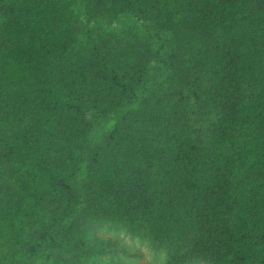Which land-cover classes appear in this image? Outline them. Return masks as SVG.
<instances>
[{"label": "trees", "instance_id": "16d2710c", "mask_svg": "<svg viewBox=\"0 0 264 264\" xmlns=\"http://www.w3.org/2000/svg\"><path fill=\"white\" fill-rule=\"evenodd\" d=\"M0 264H264V0H0Z\"/></svg>", "mask_w": 264, "mask_h": 264}, {"label": "rangeland", "instance_id": "374dc122", "mask_svg": "<svg viewBox=\"0 0 264 264\" xmlns=\"http://www.w3.org/2000/svg\"><path fill=\"white\" fill-rule=\"evenodd\" d=\"M125 240L130 243L131 245L137 247V248H140L144 254H145V257L148 261H152V262H160L162 261L163 259V256L162 255H155L153 253H151L145 246L139 244L138 242L136 241H133V240H129L128 238H125Z\"/></svg>", "mask_w": 264, "mask_h": 264}]
</instances>
